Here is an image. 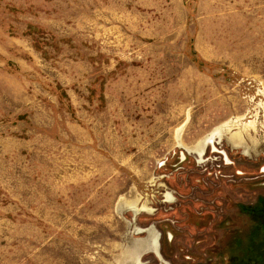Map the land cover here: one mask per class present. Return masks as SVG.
<instances>
[{
    "label": "rangeland",
    "instance_id": "obj_1",
    "mask_svg": "<svg viewBox=\"0 0 264 264\" xmlns=\"http://www.w3.org/2000/svg\"><path fill=\"white\" fill-rule=\"evenodd\" d=\"M259 198L264 0H0V264H216Z\"/></svg>",
    "mask_w": 264,
    "mask_h": 264
},
{
    "label": "trees",
    "instance_id": "obj_2",
    "mask_svg": "<svg viewBox=\"0 0 264 264\" xmlns=\"http://www.w3.org/2000/svg\"><path fill=\"white\" fill-rule=\"evenodd\" d=\"M239 211L256 223L248 232L245 241H233L232 245L239 248L235 255L229 254L231 262L232 264H264V199L259 198L253 206L241 205Z\"/></svg>",
    "mask_w": 264,
    "mask_h": 264
},
{
    "label": "flooded vegetation",
    "instance_id": "obj_3",
    "mask_svg": "<svg viewBox=\"0 0 264 264\" xmlns=\"http://www.w3.org/2000/svg\"><path fill=\"white\" fill-rule=\"evenodd\" d=\"M213 141H214V139H213ZM212 140H210V141H207V144H211L212 142H213ZM256 204V203H255ZM255 204H253V205H255ZM253 205H246V206H253ZM246 216V215H245ZM248 217V216H247ZM235 240V239H234ZM154 244H155V240H154ZM155 246H156V244H155ZM225 249H227V248H225ZM228 250V249H227ZM221 251V254L219 255L218 254V256H219V261H217V263L216 264H232V262H231V259H230V255H229V252L227 253H224L223 251H225L224 249H222V250H220Z\"/></svg>",
    "mask_w": 264,
    "mask_h": 264
},
{
    "label": "bare ground",
    "instance_id": "obj_4",
    "mask_svg": "<svg viewBox=\"0 0 264 264\" xmlns=\"http://www.w3.org/2000/svg\"><path fill=\"white\" fill-rule=\"evenodd\" d=\"M225 124H226V123H225ZM248 125H249V124H248ZM225 126H226V125H225ZM252 126L254 127V124H253V123L251 124V127H252ZM226 127H227V126H226ZM226 127H225V128H226ZM228 127H229V126H228ZM249 127H250V126H249ZM226 130H227V129H226ZM220 131H221V130H220ZM222 132H223V131H222ZM211 136H212V135H211ZM217 136H218V135H217ZM218 137H219V136H218ZM212 141H213V138H212ZM204 144H205V143H204ZM200 152H201V151H200Z\"/></svg>",
    "mask_w": 264,
    "mask_h": 264
}]
</instances>
